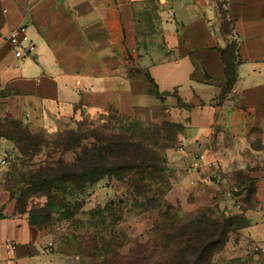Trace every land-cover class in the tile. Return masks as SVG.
Here are the masks:
<instances>
[{
	"label": "crops",
	"instance_id": "crops-1",
	"mask_svg": "<svg viewBox=\"0 0 264 264\" xmlns=\"http://www.w3.org/2000/svg\"><path fill=\"white\" fill-rule=\"evenodd\" d=\"M221 6L241 59L223 100L222 53L232 38L218 32ZM19 28L21 45L36 48L21 60L0 40V116L49 139L111 113L183 124L185 147L169 149L166 160L172 185L164 201L174 208L194 209L192 194L216 187L229 165L264 163V0H0V36ZM129 54L141 68L134 76ZM8 143L0 146L14 149ZM206 151L220 168L189 173ZM253 176L256 206L243 232L264 247V167ZM110 190L107 179L93 186L96 194ZM12 200L0 180V264H71ZM7 240L16 242L15 251Z\"/></svg>",
	"mask_w": 264,
	"mask_h": 264
},
{
	"label": "trees",
	"instance_id": "trees-1",
	"mask_svg": "<svg viewBox=\"0 0 264 264\" xmlns=\"http://www.w3.org/2000/svg\"><path fill=\"white\" fill-rule=\"evenodd\" d=\"M225 18L221 33L232 39L222 53L228 85L221 94V100L234 89L241 64L240 40L233 36L227 14ZM115 115L123 116L111 113L102 117L100 120L104 123L97 127L90 120H84L76 129L60 132L51 139L32 131L28 125L8 119L11 129L7 133L0 132V138L15 145L18 160L27 169L7 180L5 189L12 199H15L13 191H18L26 206L33 197L49 196L38 216H35L36 211L30 214L31 225L45 230L43 225L52 219L56 209L71 210L72 203L67 201L68 197H74L104 179L109 184L113 181L127 184L140 197L153 192L156 197L149 201L151 208L161 202L172 185L171 182L168 189H164L165 177L162 174L169 172V179H172V172L166 169L167 161L160 151L173 148L176 143L171 136L174 133L178 138L185 126L169 122L166 118L147 123L126 116H123L125 123L113 124ZM74 206L81 208L79 202ZM21 212L26 213V210L21 208ZM242 220L232 216L212 219L206 214L190 220L168 237L169 242L183 247L165 264H218L216 258L228 246L230 235L250 225V222H244L248 221L247 218ZM255 257L260 264L259 258Z\"/></svg>",
	"mask_w": 264,
	"mask_h": 264
},
{
	"label": "rangeland",
	"instance_id": "rangeland-1",
	"mask_svg": "<svg viewBox=\"0 0 264 264\" xmlns=\"http://www.w3.org/2000/svg\"><path fill=\"white\" fill-rule=\"evenodd\" d=\"M221 17L218 32H221L223 19L226 20L223 6ZM127 61L129 74L134 76L141 71L134 55L129 54ZM113 117V124L124 120L123 116ZM167 121L172 122L169 119ZM89 122H93L96 127L104 123L100 118L90 119ZM10 129L9 120L0 116V132L7 133ZM181 135L176 138L173 133L171 138L176 144L170 149L179 147ZM1 140L6 139L0 138ZM8 145H12L14 149L0 146V180L4 188L7 180L27 169L18 160L19 153L15 145L12 142ZM254 146L260 148V143H254ZM168 150L163 149L160 155L169 161ZM257 162L241 167L231 164L222 175L217 171L219 178L213 181L216 187L207 185L189 198L196 206L194 209L165 205V196L156 207L151 208L149 201L156 197L153 192L140 197L127 184L113 181L109 184L113 190L108 192L96 194L92 185L84 192L68 197L67 201L72 203L71 210L56 209L52 219L43 227L52 236L57 250L69 256L71 264H165L183 247L169 242L168 237L190 220L204 214L212 219L222 220L229 216L240 217L242 222V219H248V212L256 206L254 190L257 178L253 174L264 167V163ZM166 169L169 170L168 165ZM162 175L165 177L163 187L166 190L172 179H169V172H163ZM218 186L222 187L217 188ZM13 192L15 210L21 211L23 208L29 216L33 211L38 216L39 210L45 208L48 202L49 196L39 195L29 199L26 206L18 191ZM78 202L81 204L80 209L74 206ZM244 222L249 224V219ZM137 224L144 225L141 232L137 231ZM243 230H235L230 235L228 246L216 258L218 264H259L253 253V241Z\"/></svg>",
	"mask_w": 264,
	"mask_h": 264
},
{
	"label": "built area",
	"instance_id": "built-area-1",
	"mask_svg": "<svg viewBox=\"0 0 264 264\" xmlns=\"http://www.w3.org/2000/svg\"><path fill=\"white\" fill-rule=\"evenodd\" d=\"M25 29L19 28L13 30L8 36L1 37L0 40H3L9 43L13 49L15 50V55L17 58L21 60L28 59L35 51V45L33 43L28 44L27 46L23 47L21 45V37L24 35ZM187 139H183L180 142L179 149L183 150ZM203 168L214 169L218 170L220 168V163L211 156V153L206 151L199 153L194 160L193 165L188 170L189 173L197 172L202 170ZM7 246L9 247L10 251H15L17 249V244L13 240H7ZM253 253L259 258L260 264H264V247L262 245H254Z\"/></svg>",
	"mask_w": 264,
	"mask_h": 264
},
{
	"label": "water",
	"instance_id": "water-1",
	"mask_svg": "<svg viewBox=\"0 0 264 264\" xmlns=\"http://www.w3.org/2000/svg\"><path fill=\"white\" fill-rule=\"evenodd\" d=\"M113 203V202H112Z\"/></svg>",
	"mask_w": 264,
	"mask_h": 264
}]
</instances>
